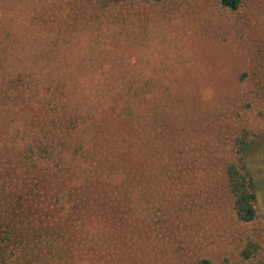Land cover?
Here are the masks:
<instances>
[{"label":"trees","instance_id":"obj_1","mask_svg":"<svg viewBox=\"0 0 264 264\" xmlns=\"http://www.w3.org/2000/svg\"><path fill=\"white\" fill-rule=\"evenodd\" d=\"M150 1L162 2L0 0V264H108L124 238L160 232L151 209L183 168L171 140L194 116L173 90L184 78L157 59L163 72L153 77L146 62L166 38L152 28L179 17L146 14ZM244 2L218 6L237 12ZM238 82L222 166L235 217L248 225L261 217L248 155L264 118L263 51ZM241 241L243 261L262 249L255 228Z\"/></svg>","mask_w":264,"mask_h":264},{"label":"rangeland","instance_id":"obj_2","mask_svg":"<svg viewBox=\"0 0 264 264\" xmlns=\"http://www.w3.org/2000/svg\"><path fill=\"white\" fill-rule=\"evenodd\" d=\"M173 1H150L142 3L140 9L155 16L179 14L166 28H152L162 30L160 35L166 32V38L149 48L150 55L155 53L156 57L146 62L153 77L161 75L165 67L177 80L184 78L173 90L181 108L185 109L188 101L194 120L178 124L176 140H171L173 156L183 164L176 174L181 184L171 196L164 195V205L158 201L151 209L164 221L160 232H146L142 240L131 235L124 238V249L116 250L113 262H106L193 264L207 257L211 264H264V118L257 121L256 140L248 155L258 185L260 220L248 225L237 221L222 166L229 158L227 131L231 130L225 118L244 92L238 74L264 52V0H245L237 12L220 8L218 0ZM105 211L110 215L115 212L112 208ZM94 212L92 207L90 215ZM253 228L262 249L243 261L239 255L241 237Z\"/></svg>","mask_w":264,"mask_h":264}]
</instances>
